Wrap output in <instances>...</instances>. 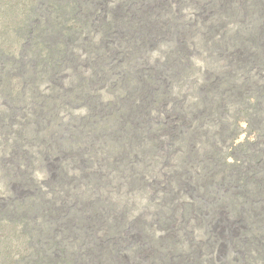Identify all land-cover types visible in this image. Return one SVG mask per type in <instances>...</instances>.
I'll use <instances>...</instances> for the list:
<instances>
[{
    "label": "trees",
    "instance_id": "16d2710c",
    "mask_svg": "<svg viewBox=\"0 0 264 264\" xmlns=\"http://www.w3.org/2000/svg\"><path fill=\"white\" fill-rule=\"evenodd\" d=\"M111 3H115L116 11L114 13L111 10ZM135 3L134 0H0V154L6 153L13 156L10 159L13 167L4 166V171L0 174L4 185L8 186L13 183L23 189L31 188L39 192L36 183L21 178V173L18 175L16 172L20 161L24 162L22 160L23 150H21L24 140H14L10 144L4 141L10 132V127L15 125L19 126V136L22 139L26 137L30 139L28 141L34 144L40 156L46 155L47 158H50L51 155L61 150L73 152L83 160L84 166L87 168L99 161H95L96 158H100L105 161V166L110 174V179L107 182L113 183V180H120L125 174L134 182L136 188L146 190V185L141 181L140 175H152L160 167V163H162L159 155L160 146L148 136L150 127L147 129L144 126L140 109H133V107L135 101L142 96L143 86L153 89L154 85L162 83L165 79H170L169 82H172L173 76L179 70L176 64L179 63V60L185 62L186 55L178 51L176 56H169L167 62L163 64L164 67L157 71V77L155 74L141 75L139 73L137 76L140 78H138L134 73H131L128 66L119 68L117 63H113L110 57L112 50L121 49L120 52L123 51V56L127 55L126 59L139 57L147 48L145 47L146 40L161 34L159 28L156 27L150 29L146 33L148 35L145 34L142 38L133 35L136 31H140V28H144L143 26L147 24L150 16L149 13H146L143 24L135 23L134 19L137 16L133 13ZM249 6V12L257 15L253 5ZM233 14L237 16L234 11ZM140 18L143 22V15H140ZM231 18L235 17L231 16ZM214 32L215 30L208 35L210 44L208 48L198 43L199 41L194 44L207 51L210 56L209 69L221 76L219 77L220 83L215 84V91L211 88L212 83L208 84L209 88L207 89L206 86V91L201 99L203 102L205 101L202 105L203 108L208 111L212 110L210 117L214 118V122L220 121L223 124L225 120H221V115L227 113V110L231 111V108L235 109V106L239 107L240 102L244 101L243 95L250 87H253L255 92H261L262 102H264V88L259 89L257 86H252L254 82L247 73V69L238 73L240 65L233 64L232 70L227 69V74L224 75L220 70H217L215 63L220 62L221 56H228L230 49L235 44H239L244 50L249 51L251 47L255 49L253 44L260 41L263 44L262 51H264V38L252 36V31L247 25L240 27L235 35L227 31L225 43L214 41ZM95 34L97 35L95 36ZM80 52L86 53L84 57L86 68L83 69L79 57ZM259 55L260 53L254 55L256 60ZM260 56L263 63L261 69L264 70V52ZM252 58L248 59V63L255 64L256 60ZM143 62L144 60L139 61L141 64ZM85 69L89 71L88 76L83 74ZM120 69L124 75L117 77L114 84L112 82L113 74ZM64 72L69 73L68 86L70 90L72 89L69 92L70 96L53 86L54 83L61 82ZM188 73L189 70L186 75ZM131 74H133L132 77ZM137 80H139V85L136 83ZM45 83L51 84V91L43 94L41 87ZM105 83L108 84L110 91H118V102L123 100L126 106L131 105L129 110L119 112L113 110L112 114L104 115L105 111L108 112L112 109V103H109L104 112L97 108L99 105L94 90ZM114 86L115 90H113ZM126 87L129 88L128 91H124ZM67 99L74 101H92L94 99L95 103L90 105L93 108L92 116H90L84 131L74 134L75 138L65 136V140H60L63 128L61 130L59 126L50 130L46 124L48 119L55 114V110L63 111L66 108L64 101ZM167 99H170V96L160 94L157 97L154 92L149 94L147 102H152L156 106ZM232 101L235 105L225 106ZM223 102L226 103L224 106ZM121 106L119 104L116 110ZM203 108L197 112L192 106V109L186 112L188 119L193 121L192 124L194 123L193 132L186 135L180 129L173 139L175 145L182 150L178 155L180 169L176 178L182 177L183 185L192 182V185L197 186L206 199H210L216 191L211 186L218 188L226 186L228 190L230 187L237 186L242 189L239 194L229 193L225 199L224 203L227 205L224 206L228 209L235 231L232 229V234L228 237L223 234L222 237L230 240V245L232 244L234 248H243L240 251L245 257L243 263L250 264L249 262L253 261L251 254L253 248L256 245L264 244V213L260 214L258 211H254L258 200L264 203V170L249 180H246L243 175L219 172L218 160L221 154L218 147L223 140H213V138L201 140L199 131L195 129L201 124L211 126L212 121L209 114ZM27 113H31V115L28 116ZM22 117H24L23 121ZM31 119L33 121L29 123L35 121V126L31 129L26 128V122ZM107 120L112 121V127L107 125L105 122ZM100 121H104V123ZM96 123L99 125L95 127ZM157 130L154 129V131ZM259 130L258 136L263 140L257 141L260 147L257 158L264 159V126ZM81 137L84 139L80 140ZM88 137H92L93 140L87 139ZM27 153L33 163L37 158L32 156V152ZM136 157L145 159L146 167L143 166L137 170ZM196 173L197 175H195ZM58 174L60 178H64L66 169L60 168ZM196 176L203 181V184L201 182L196 184ZM179 189L172 187L171 195L162 200L157 223L165 229L170 227V221L167 220V216L170 214L167 213H172L174 210L171 206L172 199L178 195L182 196L183 192ZM68 191L71 189L62 188L61 183L55 182L52 185L50 196L46 199L44 194L40 193V197L38 196L36 201L30 199L23 204H18L11 200L6 203L4 217L0 215V221H4L0 231L11 229L8 233L12 234L14 241L22 247V257L19 263L73 264L74 255L79 259L80 264H107L106 256L99 257L91 238L88 239L90 237L89 227L85 223L83 212L81 211V216L80 211H77L69 203L60 202L62 207L57 204L58 201L70 197L69 194L64 195ZM67 208L70 209L68 213L66 212ZM101 208V204L92 208V221L94 225L95 222H98L94 228L101 226L104 229V239L105 236H108L117 238L119 242H125L124 221L129 216L130 209L128 208L122 216L119 215L120 218L116 223L112 217L114 207L111 206L109 213L101 216L102 219H100L99 210ZM261 208L260 206L259 210ZM191 209L188 216L193 213L200 215V211L204 209L202 201H196ZM35 217L39 218L38 229L33 226ZM123 219L125 220L121 224ZM168 219L171 220L169 217ZM15 225L19 226L17 230H15ZM65 228H70L72 234L70 239L74 242L68 243L65 240L66 237L55 234L56 229L59 232L62 230L63 235H66V232L63 231ZM146 237L149 238V236ZM147 240L149 241V239ZM150 241L152 240L150 239ZM69 246L75 250L73 255L67 254L70 250L67 248ZM82 246L87 249V252ZM180 249V246L169 241L167 249L161 253H173ZM111 251L112 249L109 252ZM255 259L256 262L260 261L259 253L254 257ZM155 260L154 262L157 263L160 261L158 258ZM12 263L19 264L18 261Z\"/></svg>",
    "mask_w": 264,
    "mask_h": 264
},
{
    "label": "rangeland",
    "instance_id": "374dc122",
    "mask_svg": "<svg viewBox=\"0 0 264 264\" xmlns=\"http://www.w3.org/2000/svg\"><path fill=\"white\" fill-rule=\"evenodd\" d=\"M134 1L136 3L133 6L135 7L133 13L137 15L134 19L135 23H138V25L143 24L146 13H149L150 16L147 24L143 26L144 28H140L141 30L136 31L133 35L142 38L150 29L156 27L159 28V33L161 34L146 40L147 44L145 43V47L147 48L139 57L126 59L127 55L123 56V51L120 52L121 49L110 51L113 63H117L119 68L120 66H128L131 73L136 76L140 73L141 75L155 74L157 77V71L164 67L163 64L167 62L169 56H176L178 51L186 55L185 62H180L179 60V63L176 64L179 70L173 76L172 82H169L170 79H165L162 83L154 85L153 89L143 86L141 90L142 96L135 101V106L133 107V109L139 108L142 111L139 110L143 115V124L147 129L150 127L149 135H147L160 146L159 155L162 160L160 167L152 175H140L141 181L146 185V190L136 188L134 182L125 174L120 180H113V183L107 182L110 179V174L105 166V161L100 158H96L95 161H99L87 168L84 166L83 160L73 152L61 150L51 155L50 158H47L46 155L40 156L38 149L35 148L31 141H28L30 139L27 137L22 139L19 136V126L12 125L10 132L4 139L5 143L10 144L14 140H24L23 149H21L23 150L22 160L24 162L20 161L16 172L18 175L21 173V178L36 183L39 187V192L31 188L23 189L20 186L13 185V183L8 186L4 185L0 175V215L4 217L8 201L13 200L18 204H23L30 199L36 201L37 197H40V193H43L46 199L51 194L52 185L55 182L61 183L62 188L71 189V191L64 194L66 196L69 194L70 197L58 201L57 204L62 207L60 202L69 203L77 211H80L81 216V211L83 212L86 219L85 223L89 227L90 237L88 239L90 240L91 238L99 257L106 256L107 264H244L245 257L240 252L243 248H234L232 244L230 245V240L222 237L223 234L228 237L232 234L233 229L228 209L224 206L226 204L224 203L225 199L229 193L239 194L242 189L237 186L230 187L229 190L226 186L221 188L211 186L216 191L211 196L212 198L206 199L203 197V193H200L198 187L192 185V182L183 185L182 177L176 178L180 169L178 155L181 154L182 150L175 145L173 139L176 132L180 129L186 135L193 132L194 123L192 124L193 121L188 119L186 112L190 111L192 106H194V111H201L205 102L201 98L204 96L206 86L208 89V84L212 83L213 86L211 88L215 91V84L220 83L219 77L221 76L216 72L213 73L208 67L210 64L209 54L194 43L199 41L198 43L208 48L210 45L208 35L213 30H215L214 41L225 43L227 31L235 35L238 29L244 25H247L249 30L252 31V36H259L260 39H263L264 0ZM114 5L115 3L110 4L113 13L116 11ZM249 5H253L257 15L249 12ZM232 10L237 16H234ZM140 15H143V22L140 20ZM231 16L235 18H231ZM213 24L215 25L212 26ZM253 46H255V49L251 47L249 51H246L239 44H235L230 49V54L224 57L221 56L220 62L215 64L217 65V70H220L224 75L227 74V69L232 70L233 64L240 65L241 68L238 69V73L247 69V73L254 82L252 86H257V88L261 89V87L264 88V70L261 69L263 63L260 56L264 52L262 51L263 44L258 41ZM258 53L260 55L256 60L254 55ZM85 55L86 53L84 52L79 54L82 69L86 68ZM250 58L256 60L255 64L248 63ZM142 60L144 62L142 64L139 63ZM188 70L189 73L186 75ZM88 72V69H85L83 74L88 76ZM68 74V72H64L61 82L53 84L54 88L64 92L67 96L72 90L68 86L70 82ZM123 75L124 73L121 69L116 71L113 74L112 82L115 84L114 80ZM132 76L133 74H131ZM136 83L138 84L139 80ZM50 85V83H45L41 87L43 94L51 91ZM113 90H115V86ZM128 90L129 88L127 87L124 89V91ZM133 90L136 91V89ZM130 91H132L131 88ZM150 91L152 93L156 92L157 97L161 94L170 96V99L154 106L152 102H147V97L152 94ZM94 92L99 105L97 108H100L101 111L104 112L109 103L113 105L112 109L108 112L105 111L104 115L112 114L113 110L115 112L127 111L131 107V105L126 106L123 100L118 102V91H110L106 83L99 85ZM243 97L244 101L240 102L241 105L239 107L235 106V109L232 110L231 108V111L227 110V113L221 115V120H225L223 124L220 121L214 122V118L210 117L211 109L208 111L203 108L209 114V118L212 121L211 126L201 124L196 126L195 129L199 131L201 140H209V138L223 140L218 147V151L221 154L218 160L219 172H222V174L243 175L246 180H249L255 178L260 171L264 170V159L257 158L258 149H260L257 141L263 140L260 139L258 134L260 132L259 128L264 126V102H262L261 92H255L253 87H250ZM93 100L74 101L67 99V101H64L66 108L63 111L55 110L53 117L48 119L46 124L48 129L51 130L59 126L61 130L63 128L64 131L60 140H65V136L74 137V134L81 133L86 128L90 116H92L93 108L90 105L95 103ZM119 104L122 106L116 110ZM224 104L226 103L223 102V106ZM233 105L235 104L232 101L225 106ZM27 115L29 116L31 113H27ZM24 117H22V121ZM32 121L31 119V121L26 122V128L31 129L35 126V121L29 123ZM100 122L104 123V121ZM105 122L112 127L111 120ZM96 125L98 126L99 124L96 123L95 127ZM154 129L158 130L154 131ZM82 139L84 138L81 137L80 140ZM87 139L93 140L92 137ZM27 152L37 158L33 163L30 161ZM12 157L11 154H0V174L4 171V166L13 167L12 160H10ZM135 161L137 170H140L143 166L146 167L145 159L136 157ZM62 167L66 169L64 178H60L58 174ZM147 167L149 168L150 166ZM198 182L203 184V181L196 176V184ZM172 187L175 189L180 188L179 190L183 193L182 196L178 195L172 199L171 206L174 210L172 213H167L168 215L170 214L167 216V220L170 221V227L165 229L157 223V220L161 204L163 203L162 200L171 195ZM198 200L202 201L204 209L200 211V215L193 213L188 216L189 211L192 210L191 208ZM256 203L254 211H258L260 214L264 213V203L260 200ZM99 204L102 205L99 210L100 219H102L101 216L109 213L110 207L113 206L112 217L116 220V223L120 216L128 208L130 209L126 221L123 219L120 222L121 224L123 221L125 222V242H119L117 238L108 236H105L106 238L104 239V229L101 226L98 227V225V228H94L98 222H95L94 225L92 221V208ZM260 206L262 208L259 210ZM69 208H67V213L70 210ZM38 220L39 218L36 219L35 217L33 223V226L37 229L39 226ZM0 222L1 229L4 221ZM18 227V225H15V230ZM10 230L7 228L4 231H0V264H13V261H18L19 263L22 257V247L18 245V242L14 241L13 235L8 233ZM63 231L66 232V235H63L62 230L59 232L56 229L55 234L66 237L65 240L68 243L74 242L70 239L72 238L70 228H65ZM146 236H149V238ZM143 237L145 238L143 239ZM169 241L180 246L181 249L173 253L162 254L161 252L167 249ZM145 242L146 244H144ZM263 245H256L253 248L251 252L253 261L249 262L250 264H264ZM67 248H70V246ZM111 249L112 251L109 252ZM85 250L87 252L86 248ZM74 252L75 250L71 247L67 254L73 255ZM258 253L261 259L256 262L254 257L258 256ZM155 258L160 260L159 263L154 262ZM72 261L73 264H80L79 259L74 255Z\"/></svg>",
    "mask_w": 264,
    "mask_h": 264
}]
</instances>
